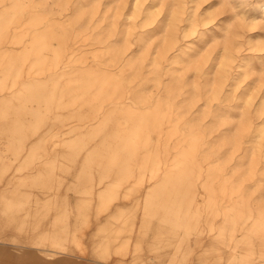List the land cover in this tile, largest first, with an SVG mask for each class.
Returning a JSON list of instances; mask_svg holds the SVG:
<instances>
[{
  "label": "rangeland",
  "instance_id": "rangeland-1",
  "mask_svg": "<svg viewBox=\"0 0 264 264\" xmlns=\"http://www.w3.org/2000/svg\"><path fill=\"white\" fill-rule=\"evenodd\" d=\"M0 264H264V0H0Z\"/></svg>",
  "mask_w": 264,
  "mask_h": 264
}]
</instances>
